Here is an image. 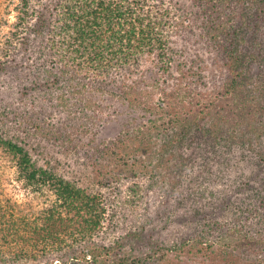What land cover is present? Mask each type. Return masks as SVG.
<instances>
[{
    "label": "trees",
    "instance_id": "16d2710c",
    "mask_svg": "<svg viewBox=\"0 0 264 264\" xmlns=\"http://www.w3.org/2000/svg\"><path fill=\"white\" fill-rule=\"evenodd\" d=\"M190 2L189 10L177 9L188 14L178 23L202 19L197 26L228 72L221 90L209 93L208 103L193 97L184 104L183 93L168 83L174 72L196 83L198 78L176 58V25L170 29L168 10L158 3L18 0L12 29L0 35V93H14L28 103L23 117L30 123L26 131L17 129L10 106L0 100V145L16 157L26 183L50 186L58 203L43 210L40 224L22 222L11 230L3 229L2 221L1 239L9 237L16 251L0 257V264H40L44 252V264L49 259L54 264H152V253H141V244L156 242L154 231L161 225L172 240L158 244L160 252L185 248L232 262L234 247L264 242V180L253 172L264 161V91L256 94L259 85L248 84L253 61L264 60V41L254 43L261 46L251 58L242 49L246 43L239 22H232L238 8L250 22V14L264 22V0ZM148 57L161 77L153 84L163 97L154 101L141 84ZM94 92L151 115L145 122H126L114 137L82 149L74 132L78 127L88 131L103 115L102 104L89 98ZM79 96L82 104L71 100ZM246 151L260 162L250 168L253 178L241 170L240 154ZM196 166L202 170L199 176ZM226 199L224 209L234 219L209 218L208 208ZM70 206L80 218L79 236L72 241L63 216ZM135 206H141L142 219L129 221L127 228L126 216L120 223L118 215Z\"/></svg>",
    "mask_w": 264,
    "mask_h": 264
},
{
    "label": "rangeland",
    "instance_id": "374dc122",
    "mask_svg": "<svg viewBox=\"0 0 264 264\" xmlns=\"http://www.w3.org/2000/svg\"><path fill=\"white\" fill-rule=\"evenodd\" d=\"M17 2L18 0H0V35H5L12 29V23L16 19L15 5ZM149 2L154 4L158 3L161 8L168 10L170 29L172 28L173 23L176 25L173 27L175 31L173 39L176 42L174 46L177 51L176 58L180 62L186 63L190 67L191 71L196 73L195 77L198 78V83H196L191 81L190 77L189 79L187 77H181L180 72H174L172 74L173 76L167 78L168 83L171 84V87L175 85L178 88L180 96L181 93H183L182 96H184L185 99L183 101L184 104H188L193 97H195L194 101L195 99H200L204 103H208L206 99L208 95H212L209 93H216L221 90V85L223 84L228 72L222 66V57H219L218 52L214 50L212 45L213 42L209 40L201 28L197 26L202 19H198L197 21L191 20V23H189V20H186V24L182 25L178 23L181 17H186L188 14L180 15L179 12L181 11L177 9L181 7V10H189L191 5L190 0H149ZM182 3L184 4V7L182 6ZM242 10L244 11L243 8L237 9L232 22H239L238 24L242 27L243 32L240 30V27L238 28V30L245 35L244 43L246 44H244L242 49L249 53V56L254 59L259 55V47L261 46L254 43H262V39L264 41V22L261 21L260 18L257 19L252 14L250 15L253 17V21L250 22V16L241 13ZM192 18L193 17L191 16V19ZM147 60V70L143 74L141 84L144 86L145 90L149 91L148 98H150V101H154V99L158 96L160 98L163 97L160 87L153 84V78L159 77L161 79V77L156 75V68L153 66V58L148 57ZM251 68L252 74L251 79L248 82L249 87L259 85L257 89L262 88V91L260 92L256 89L255 92L256 94L262 93L264 91V60L258 62L253 61ZM199 78L201 80H199ZM187 81H189V83L185 84ZM184 91H189L190 96H188L187 93H184ZM90 95L91 96H89V98L97 102L99 105L102 104L101 113L103 115L100 117L98 124L90 126L91 128H88V131L84 132L78 127L77 132H74L73 137L75 141H78V147L82 149L86 144L99 143L103 140H108L114 137V135L126 122L133 125L138 122H145L147 121V118L150 117L149 115H151L145 111L139 110L136 107H127L126 105L116 101L114 97H111L108 94H98V92H94L90 93ZM81 98L83 97L79 96L78 99L71 97V100L82 104L83 100ZM0 100L4 104L7 102L11 109L10 113L15 115L13 117L11 114V121H13L12 125L19 130L21 129L26 131L25 129L29 127L28 124L30 122L29 120H25L23 115L24 109L27 108L28 103H25L24 100H20L18 95H15L14 93L11 94L10 92L0 93ZM27 130H30V128ZM55 154L58 157H63L60 154L54 153V155ZM240 156H243L242 162L244 163L241 165L242 173L251 172L253 175L251 178H253L255 174L250 171V168H253L255 164H259L260 162H258V160L256 161L252 155L250 156L249 151L244 152V154L241 152ZM71 161L72 159L67 160V162ZM260 164V166L256 165L257 168H254L253 172L262 176L260 178L264 180V161ZM196 169L199 170L200 168L196 166ZM241 170L239 169V171ZM207 171L210 170H204V172ZM212 171L214 172V170ZM199 173L202 174V170H199L198 173L196 171L197 175ZM204 175L206 174L204 173ZM249 180L248 178H243L244 182ZM206 183H209L210 186L213 185V183H210L209 180ZM256 184L260 187L261 183ZM160 185L161 184L159 183L157 186ZM215 187L217 189L221 186L216 184ZM242 194L244 198L247 195L243 189ZM227 199L223 204L217 206L215 205L213 208H208L211 214L209 218H212V216L218 220L225 218L226 221L233 218V213L225 211L224 209ZM136 201L139 203V200ZM55 202L58 203L55 199L53 191L50 189V186L46 185L44 187H38L35 185L31 186L26 183L25 178L19 175L16 157L0 145V206L2 207V211L4 213V217H1L0 214V257H11L13 256L14 251H16L13 241L11 240L9 242V237L5 240L1 239V230L2 226H4L2 221L6 219V225L3 229L10 227L11 230L15 229L13 228L15 226H18L20 229L23 225L22 222H29L31 224L34 221V223L38 222V224H40L43 210ZM6 205L9 206V212L5 210V207H7ZM138 207L141 206L132 207L131 210L127 211L128 214L118 215V218L121 219L120 223L123 222L122 219L125 216L126 218L124 219L127 221L125 223L127 228L132 226L129 221L135 220L136 222H139L142 217L139 213ZM156 208L157 207H155V209ZM68 209L69 211L64 212L63 216L66 218L68 217V231L72 234V237H69V239L72 241L73 238L79 236V232L76 229L77 220L80 218L77 216V211L74 210L72 206L68 207ZM107 209H110V207ZM79 215H82L81 212ZM70 217L75 219L70 220ZM115 220L116 219H113L112 221L109 220V222L114 225ZM242 220L246 223L253 221V219L249 221L244 219ZM226 223L227 222H225L224 225H226ZM261 228L264 229V226H261ZM2 233H4V230ZM154 233L156 235V242L146 240L145 242H142V244L140 243L142 245V249L140 250L141 253L145 255L152 253L153 258H150V262L152 261V264H264V242L247 247H234L235 256L231 262L229 259L226 260L227 257L223 258L222 256L221 258H216V260H214L212 257H209V254L200 253L198 250L192 252L186 250L185 248L174 251L162 250L160 252L157 250L158 244L162 245L165 242L166 244L170 243L172 240L170 237L171 234L169 229L164 225L158 227ZM116 235L117 234L115 232H111L112 238L116 237ZM213 245H216V243ZM46 249L47 248L40 250ZM42 256H44V260L40 264L47 262V253L44 252ZM50 261L51 259H49V264H54V262ZM226 261H228V263H226Z\"/></svg>",
    "mask_w": 264,
    "mask_h": 264
}]
</instances>
